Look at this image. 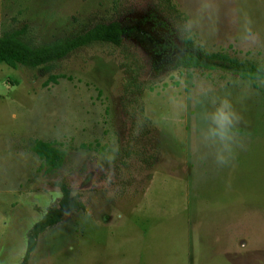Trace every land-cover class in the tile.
Here are the masks:
<instances>
[{"label":"rangeland","instance_id":"obj_1","mask_svg":"<svg viewBox=\"0 0 264 264\" xmlns=\"http://www.w3.org/2000/svg\"><path fill=\"white\" fill-rule=\"evenodd\" d=\"M156 2L0 0V34L25 27L34 43L110 13L125 29L120 46L94 43L57 60L51 72L65 76L47 85L36 68L0 63V264L21 261L60 180L85 206L40 234L27 264H264V80L167 71L182 49L149 20L170 24ZM170 2L204 49L264 65V0ZM135 63L144 127L124 110ZM225 103L237 119L221 139L212 116ZM36 138L60 142L59 168L40 167Z\"/></svg>","mask_w":264,"mask_h":264},{"label":"trees","instance_id":"obj_2","mask_svg":"<svg viewBox=\"0 0 264 264\" xmlns=\"http://www.w3.org/2000/svg\"><path fill=\"white\" fill-rule=\"evenodd\" d=\"M118 0H113V7L117 6ZM154 12L160 13L165 18L170 19V24L165 21L155 20V15L149 16L150 21H154L156 26L162 28L166 45L173 46L175 41L179 44L182 52L167 66V71H178L179 74L184 69H216L222 68L241 78L264 80V65L257 61L238 56L226 49L209 51L197 44L193 35L186 28V16L183 15L170 0H157L154 3ZM160 24H157L159 23ZM23 28H11L0 34V63H5L10 67L22 66L28 69H37L41 73L48 74L43 82L47 85L50 81L56 82L58 77L65 76L63 73H52L57 60L65 57L79 47L89 46L94 43H109L120 46L125 32L116 14L110 13L108 16L95 19L91 24L83 29L56 37L47 42L34 43L25 40L22 36L25 33ZM140 64L135 63L124 84L125 93L128 95V103L131 105V112L128 114L134 124L144 127V117L142 115V105L138 99L143 81L139 80L138 72ZM138 76V78H137ZM150 88V86H149ZM138 109V111H137ZM129 119L130 129L133 124ZM133 127V128H132ZM57 140L47 141L33 139L30 148L40 159V167L49 172L59 168L66 157V151L60 147ZM81 147L91 146V144L80 145ZM124 156L138 151L130 147H123ZM122 151V150H121ZM149 157L146 155V158ZM61 195L57 200L48 205L41 216L34 221L26 232V247L21 261L17 264H27L31 253L36 247L40 234L47 229L60 223L64 217L74 211L84 208V202L78 193H72L64 180L56 183Z\"/></svg>","mask_w":264,"mask_h":264},{"label":"clouds","instance_id":"obj_3","mask_svg":"<svg viewBox=\"0 0 264 264\" xmlns=\"http://www.w3.org/2000/svg\"><path fill=\"white\" fill-rule=\"evenodd\" d=\"M213 121L217 125L219 135L221 139L229 137L231 129L234 126V121L237 119L234 109L231 108L230 104L225 103L218 107L212 116ZM229 161L221 159V166H224Z\"/></svg>","mask_w":264,"mask_h":264}]
</instances>
